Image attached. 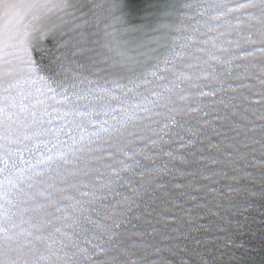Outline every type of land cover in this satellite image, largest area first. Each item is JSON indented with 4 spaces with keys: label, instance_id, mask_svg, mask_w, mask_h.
I'll use <instances>...</instances> for the list:
<instances>
[{
    "label": "snow or ice",
    "instance_id": "6c2138e0",
    "mask_svg": "<svg viewBox=\"0 0 264 264\" xmlns=\"http://www.w3.org/2000/svg\"><path fill=\"white\" fill-rule=\"evenodd\" d=\"M0 264H264V0H0Z\"/></svg>",
    "mask_w": 264,
    "mask_h": 264
}]
</instances>
